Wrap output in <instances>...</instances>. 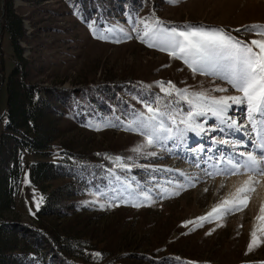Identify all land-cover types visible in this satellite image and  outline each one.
I'll list each match as a JSON object with an SVG mask.
<instances>
[{
  "label": "rangeland",
  "instance_id": "1",
  "mask_svg": "<svg viewBox=\"0 0 264 264\" xmlns=\"http://www.w3.org/2000/svg\"><path fill=\"white\" fill-rule=\"evenodd\" d=\"M4 1L0 0V111L5 109L7 97L2 79L16 60L10 37L2 29ZM11 1L26 29L20 45L23 56L32 63L28 81L56 90L59 97L58 111L53 115L54 139L47 153L24 151L14 201L0 214V219L38 229L42 243L38 264L264 262V244L245 255L250 232L257 224L255 217L264 204L258 195L264 175L217 174L204 163L197 168L193 162V157H215L217 148L230 154L229 146L216 143L222 139L243 141L237 152L253 150L252 144L258 138L250 126L234 131L209 113L196 118L205 131L199 135L188 131L183 142L177 140L179 147L171 140L166 146L145 145L146 136L141 131L125 130L133 110L146 113L144 105L157 98L162 106L173 101L170 111L178 114L177 124L166 121L173 135L178 127H184L179 120L190 110L189 106L184 101L177 104L176 96H165L158 81H171L177 88L206 91L217 97L239 95L225 80L194 73L182 60L142 43L136 38L143 29L141 19L151 22L159 18L167 28L222 26L233 36L248 41L258 37L241 26L264 24V0H180L175 4L169 0ZM134 27L137 31H133ZM238 28L241 30L236 32ZM120 29L132 38L125 39ZM93 31L109 38L97 39ZM117 39L121 42H115ZM219 87L228 91H212ZM227 116L246 124V106L233 105ZM107 122L117 126L97 130ZM142 145L141 151H136ZM200 146L205 153L199 152ZM152 152L156 155H148ZM37 159L60 163L61 172L69 176L40 180L39 185H34L29 169ZM206 167L212 175L206 174ZM218 167L226 166L221 163ZM180 172L193 177L194 186L180 190L179 195L158 196L155 185L172 189L176 182L187 183ZM249 176L253 177L249 187L254 191L247 194L249 202L243 211L196 226L200 223L198 217L242 186L233 180H247ZM170 180L173 183H167ZM65 184H71L73 195L56 205L54 213L39 215L44 198L50 192H61L59 189ZM125 184L137 191L141 190L137 184L142 189H153L152 200H136L127 195L124 199L131 202L113 199V194L122 191ZM101 193H108V197ZM133 203L142 206L137 208ZM53 242H57L56 247H51ZM61 246L67 249L61 251Z\"/></svg>",
  "mask_w": 264,
  "mask_h": 264
},
{
  "label": "snow or ice",
  "instance_id": "2",
  "mask_svg": "<svg viewBox=\"0 0 264 264\" xmlns=\"http://www.w3.org/2000/svg\"><path fill=\"white\" fill-rule=\"evenodd\" d=\"M169 2L175 4L179 3L180 0H169ZM139 23L143 25V29L138 32L136 38L142 43L147 44L149 48H157L161 52H167L174 59L182 60L194 73L215 75L225 80L239 95L217 97L206 91H189L188 88H177L171 81H158L156 83L165 96H176L178 98L177 104L184 101L189 106L190 110L179 120V123L184 127H178L176 134L173 135L172 128L166 123V121H171L173 125L177 124L178 114H172L170 111L173 101H168L162 106L161 99L157 98L152 103L144 105L146 113L133 110V118L128 121L125 130L141 131V134L146 136L145 145L166 146L167 142L171 140L179 147L180 145L176 143L177 140L183 142L188 131L195 132L197 135L205 131L203 125L196 122V118L204 117L210 113L213 117L218 118L220 124L234 131L250 126L251 131L258 138V142H253V150L237 152L236 149L241 143H244L243 141L219 140L216 143L229 146L232 150L231 153L226 154L223 149L217 148L215 157H207V159L204 156L193 157L195 166L199 168L200 164L204 163L207 167L215 169L217 174L227 172L236 175L252 172L264 175V24L255 23L241 26L245 31L258 37L244 41L233 36L230 31L222 26L184 25L181 28L175 26L167 28L163 26L164 22L159 18H155L151 22L141 19ZM240 30L239 28L235 29L236 32ZM133 31H137V29L134 27ZM120 32L125 39L132 38L123 29H120ZM93 35L101 40L109 38L103 33L97 35L95 31H93ZM115 42L121 41L117 39ZM212 91L227 92L228 89L219 87L212 89ZM233 105L246 106V124H239L227 116V112L233 108ZM116 119L119 120V117ZM109 126L115 127L117 125L107 122L98 126L97 130L100 127ZM223 130L222 128L221 131ZM143 146L138 147L136 151H141ZM198 150L201 153L206 152L203 146H200ZM148 155L155 156L156 153L152 152ZM209 161L214 162L209 163ZM221 163L226 167H218ZM122 167L125 166L122 165ZM207 167L204 171L206 174L212 175L211 172H207ZM180 176L187 183L176 182L172 189L155 185L154 187L159 189L157 195L159 196L160 193L179 195L180 190L194 186L193 177L183 172H180ZM167 183L171 184L173 181L170 180ZM251 184H253V177L249 176L234 193H229L228 197L222 198L206 215L198 217L197 220L200 223L196 226H202L206 221L221 220L228 214L243 211L249 202L247 194L254 191L253 187H249ZM137 189L141 190L137 191L132 189L130 184H125L122 191L115 192L112 198H119L124 203L131 202L124 199L125 195L136 200H152L150 193L153 189H142L139 184H137ZM101 195L105 198L108 197V193H101ZM132 206L139 208L142 204L133 203ZM255 220L257 224L253 225L250 232L251 238L245 255L264 244V204L261 205ZM185 223L194 222L186 221ZM99 255L100 253H96V256ZM190 264H195V262H190ZM260 264H264V262H260Z\"/></svg>",
  "mask_w": 264,
  "mask_h": 264
},
{
  "label": "trees",
  "instance_id": "3",
  "mask_svg": "<svg viewBox=\"0 0 264 264\" xmlns=\"http://www.w3.org/2000/svg\"><path fill=\"white\" fill-rule=\"evenodd\" d=\"M2 29L10 37L16 60L2 82L7 97L6 107L0 111V214L11 207L14 201L16 187L20 183L24 151L38 155L47 153L54 139L53 115L58 111L56 99H59L56 90L28 81L32 63L23 56L24 49L20 45V40L26 37V29L23 17L13 8L11 0L4 1ZM0 71L3 72L2 63ZM61 169L60 163L37 159L30 164L29 174L32 183L39 185L40 180L69 176ZM70 187L71 184H65L59 189L61 192H50L39 206L38 214L54 213L56 205L73 195ZM39 236L34 226L0 219V264H38L42 244ZM56 244L53 242L51 247H56ZM59 249L65 251L67 246ZM44 255L47 256V253Z\"/></svg>",
  "mask_w": 264,
  "mask_h": 264
},
{
  "label": "bare ground",
  "instance_id": "4",
  "mask_svg": "<svg viewBox=\"0 0 264 264\" xmlns=\"http://www.w3.org/2000/svg\"><path fill=\"white\" fill-rule=\"evenodd\" d=\"M242 180H245V178L244 179H242ZM242 180H233V182H238V184L240 185V183H243V181ZM237 185V184H236ZM241 186V185H240ZM258 187V186H257ZM238 187H236V189H237ZM232 189V188H231ZM236 191V190H235ZM258 192H259V197H261V199L264 201V179H262V181H261V184L259 185V189H258ZM252 195V194H251ZM259 203V202H258Z\"/></svg>",
  "mask_w": 264,
  "mask_h": 264
},
{
  "label": "water",
  "instance_id": "5",
  "mask_svg": "<svg viewBox=\"0 0 264 264\" xmlns=\"http://www.w3.org/2000/svg\"><path fill=\"white\" fill-rule=\"evenodd\" d=\"M4 80L2 79V82H3Z\"/></svg>",
  "mask_w": 264,
  "mask_h": 264
}]
</instances>
